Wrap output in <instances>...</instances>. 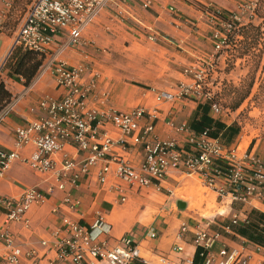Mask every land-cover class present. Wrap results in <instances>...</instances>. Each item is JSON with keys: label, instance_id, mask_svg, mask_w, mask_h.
<instances>
[{"label": "crops", "instance_id": "crops-1", "mask_svg": "<svg viewBox=\"0 0 264 264\" xmlns=\"http://www.w3.org/2000/svg\"><path fill=\"white\" fill-rule=\"evenodd\" d=\"M9 1L0 0V11ZM141 1L125 0L118 6L101 11L82 32L81 36L87 43L83 47L62 48L65 37L55 38L49 56L28 87L7 77L4 69L1 79L12 95L10 102L14 104L11 109L0 113V148L13 149L15 129L43 115L38 106L40 100L60 97L62 91L49 64L51 57L69 67L83 65L86 68L81 80L83 85L93 74L97 75L96 87L87 100L88 109L101 113L109 108L130 111L143 107L147 114L141 125L150 114L154 115L153 135L159 140L175 139L179 144L185 140V134L177 131L181 125L193 123L197 129L200 128V105L204 99L194 89L192 77L184 72L189 56L195 57L196 52L188 45L196 43V34L199 33L193 29L203 25L202 16L209 15V7L234 13L241 6L240 0H149L147 8L142 7ZM5 32L0 33V65L5 63L14 46L15 32L11 36ZM153 34L158 35L157 41L150 38ZM182 86H189L187 94H181ZM161 92L175 95V99L158 100ZM207 115L212 123L237 128L213 115L211 110ZM102 132L115 142L112 148L115 155L135 167L140 165L144 157L142 145H134L127 139L126 148L122 149L121 136L109 124L103 126ZM230 134L231 131H228L223 135L226 147H235L240 154L247 151L264 158V142L257 140L252 144L249 141L241 147V142H238L240 132ZM32 150V145L25 147L20 153L21 158L28 156ZM64 155L76 161L83 158V153L72 144H64L55 155L58 162ZM116 160L107 155L106 161L101 160L91 166L89 172L81 175L74 185L67 179L63 189L55 188L51 193H47L46 189L50 185L56 187V178L34 173L21 160L11 165L0 178V198L18 197L30 187H35L44 195V201L32 205L27 212L26 224H6L4 210L0 207V229L12 236L14 245L20 247L19 264H70L58 257L56 249V244L66 236L62 223L65 217L89 224L100 214L111 227L110 244L128 234L137 246L141 259L138 264H161V256L172 260L192 259L196 250L194 233L198 229L220 230L239 210L264 213V200L250 199L242 206H232L229 198H225L228 200V219L214 217L205 220L190 209L189 197L176 193L177 189L184 188L182 179L193 174L170 170L159 189L154 185L130 187L116 176ZM106 164L109 171L101 183L98 173ZM66 195L77 202L74 209L64 203ZM183 224L188 225V230L179 237ZM151 232L155 233V238L150 236ZM244 240L235 232L224 235L222 241L214 245L213 252L217 253L222 244L231 248L245 245ZM176 246L182 250L173 251ZM8 250L5 242L0 240V254Z\"/></svg>", "mask_w": 264, "mask_h": 264}, {"label": "built area", "instance_id": "built-area-1", "mask_svg": "<svg viewBox=\"0 0 264 264\" xmlns=\"http://www.w3.org/2000/svg\"><path fill=\"white\" fill-rule=\"evenodd\" d=\"M10 0L5 9L0 12V33L4 29L6 10L15 3ZM125 0H31L20 19L14 35V46L36 51L49 56L50 47L55 38L65 37L63 47H83L87 45L81 36L86 26L91 23L105 7L118 6ZM133 2L135 0H127ZM141 5L147 8L149 0H142ZM213 11H220L213 9ZM214 18L216 16L212 14ZM120 16V15H119ZM229 18L240 21V18L229 13ZM217 19V18H216ZM232 32L229 23L216 22ZM214 51L219 53L226 44V37L215 32L213 34ZM153 41L158 36L151 35ZM13 46V47H14ZM213 58L210 57V60ZM49 64L55 77L57 86L61 89L59 98L44 97L38 106L43 115L28 122L25 126L15 129L14 146L11 150L0 148V178L11 165L21 160L34 173L45 176L51 175L57 179L56 187L48 186L47 193L53 189H63L64 181L74 185L77 179L89 172L91 166L103 160L107 155L116 160V176L130 187H149L157 189L165 181L170 170H177L188 174H196L201 178L203 185L214 191L221 198H229L231 203H247L250 199L264 200V158L256 157L244 151L238 153L237 148L223 145L217 138L209 136V130L195 132L188 125H181L177 131L185 134L183 144L175 139L159 140L154 133V115L148 116L144 125L146 110L137 107L130 111L106 109L101 113L88 109L89 94L96 87L97 75L93 74L86 85L81 80L86 68L83 65L69 67L65 62L50 58ZM4 64L0 65V73ZM185 74L191 71L185 69ZM194 74L197 93L204 100H210V110L217 116L221 112L220 106L212 101V97L203 91L199 81V74ZM189 86H182L181 94L189 92ZM158 100L173 101L175 95L168 92L159 93ZM9 103L1 112L11 109ZM0 112V113H1ZM109 124L120 136L122 149L126 148V140L134 145H142L144 157L139 166L135 167L128 161L112 152L115 146L113 139L105 132L101 133L104 125ZM64 144L74 145L83 153L81 161H76L64 155L58 162L57 155ZM33 146L32 152L21 158V151ZM109 171V165H104L98 173L101 183ZM44 201V195L35 187L25 189L18 197L0 198V207L5 213V223H28L26 214L32 205ZM64 203L74 209L77 202L72 201L69 195L63 199ZM232 224L247 222L246 212L239 210L230 218ZM66 236L57 244L58 257L70 264H138L141 259L133 237L125 234L116 238L110 244L111 227L98 214L89 224H81L71 218L62 220ZM188 225L180 227L178 236L186 233ZM231 228L223 224L220 230L209 231L206 228L198 229L194 233V245L202 249V264H264V246L252 243L245 239V245L227 247L221 245L217 253L213 247L222 241L224 235H232ZM150 236L155 238V233ZM0 240L5 242L9 249L0 254V264H19L20 247L14 245L13 238L6 231L0 229ZM180 246L173 247V251L180 252ZM33 255V253H32ZM140 260V261H139ZM161 264H192V259L172 260L167 256L160 257Z\"/></svg>", "mask_w": 264, "mask_h": 264}, {"label": "rangeland", "instance_id": "rangeland-1", "mask_svg": "<svg viewBox=\"0 0 264 264\" xmlns=\"http://www.w3.org/2000/svg\"><path fill=\"white\" fill-rule=\"evenodd\" d=\"M30 1L18 0L6 10L3 31H6L8 36L16 32ZM240 4L238 12L233 14L240 18L242 24L251 23L254 26L245 29L249 39H243L240 35L236 36L235 40L229 39L228 36L232 32H226L224 26L216 23L217 19L212 15L215 8L209 7V15L202 16L203 25L193 29L199 33L196 34L198 39L195 44L188 46L196 52L195 57L189 56L186 69L191 71V76L203 70V73L199 74L201 88L220 106L221 112L216 117L237 126L240 132L238 142H241L242 147L249 141L252 144L257 140L264 142V0L260 3L258 0H240ZM257 4L259 12L250 19ZM107 8L109 7L103 10ZM215 32L226 37V44L219 53L214 51ZM238 33H243V30ZM4 69L5 63L0 79ZM238 153L240 154L239 150ZM198 177L195 174L184 177V188L177 189V195L189 197L190 209L196 215L204 217L203 219L219 217L227 220L228 200L216 196V193L206 188ZM221 212L222 214L218 215Z\"/></svg>", "mask_w": 264, "mask_h": 264}, {"label": "trees", "instance_id": "trees-1", "mask_svg": "<svg viewBox=\"0 0 264 264\" xmlns=\"http://www.w3.org/2000/svg\"><path fill=\"white\" fill-rule=\"evenodd\" d=\"M17 1L18 0L15 2ZM260 1L261 0H258L259 3ZM258 7L259 5L257 4L250 19H253L259 12ZM213 13L219 21L229 23V25H231L233 31L229 34V39L235 40V37L238 35L243 37V39H249L246 35L248 32L245 29L253 28L254 26L251 23L244 25L240 21L232 20L229 18V13L226 12L213 11ZM240 30H243V33H238ZM45 58L46 56L44 54L22 46H14L5 61L6 75L12 80L22 83L23 86L28 87L41 69ZM11 98V93L6 89L3 80L0 79V112L10 103ZM212 101L214 100L212 99ZM210 104V100H204L203 104L200 105L202 110L200 128L197 129L193 123L189 124L188 127L197 133L208 129L209 136L217 138L223 145H225V142L223 141L224 133L231 131V134L233 135L236 134L239 129L233 128L232 126L225 128L222 124L217 122L212 123L210 117L207 115V112L210 110ZM231 204L232 206H234V204H238L239 206L244 205L242 202H233ZM246 214L247 222L244 224H232L230 221H227L225 224L231 228L232 232H235L252 243L264 246V213L253 210ZM201 253L202 249L200 247H196L192 258V264H202L203 256Z\"/></svg>", "mask_w": 264, "mask_h": 264}]
</instances>
